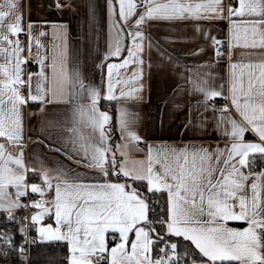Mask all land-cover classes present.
Masks as SVG:
<instances>
[{"label":"snow or ice","instance_id":"1","mask_svg":"<svg viewBox=\"0 0 264 264\" xmlns=\"http://www.w3.org/2000/svg\"><path fill=\"white\" fill-rule=\"evenodd\" d=\"M106 3L109 39L102 61L118 62L106 64L102 87L86 84L78 67H68L66 25L53 26L54 35L63 34V49L42 55L40 37L46 33L33 35L41 22L29 19L25 24L21 0L0 3V211L12 222L17 220L14 209L30 210L18 221L23 237L19 246L11 229L0 231V257L7 260L15 252L22 264L26 261L24 244L35 239L28 237L27 220L41 242L66 244V264H264V57L247 62L232 58L236 46L264 49V0ZM49 7L62 10L65 5L52 0ZM89 15H95L91 6ZM218 19L229 25V72L221 84H216L213 72L203 71L211 62L180 65L179 57L154 43L143 28L153 22H195L196 33L211 42L218 63L225 55L223 41L200 26L201 21ZM21 35L27 36L26 44ZM164 39L179 42L171 36ZM146 40L149 60L155 47L161 64L184 68L178 74L182 83L171 101L164 102L161 123L171 102L174 109L188 108L186 130L197 127L193 107L176 97L181 92L198 94L202 99L196 103V117L201 109L212 111L213 131L225 140L223 147L151 143L136 130V114L121 105L113 124V116L101 109L102 100L141 99L137 94L143 90L139 81ZM204 52L205 46H197L184 55L200 58ZM32 62L39 64V71L27 69ZM129 65H135L131 75L122 76L119 70ZM130 82L136 86L121 88L118 97L116 86ZM217 97L229 102L217 108ZM60 104L71 106L69 116L62 123H46L67 134L58 136L63 142L54 151L68 163L29 167L24 161L25 115L46 117L49 108ZM41 123L43 128L45 121ZM207 123L203 117L199 127L206 131ZM247 132L256 140L246 139ZM117 134L122 143H113ZM141 143L146 148L138 147ZM131 153H141L142 158ZM29 172L39 183L27 182ZM29 190L40 199L24 203L20 198ZM45 217L54 218V223ZM234 222L244 226H230Z\"/></svg>","mask_w":264,"mask_h":264},{"label":"crops","instance_id":"2","mask_svg":"<svg viewBox=\"0 0 264 264\" xmlns=\"http://www.w3.org/2000/svg\"><path fill=\"white\" fill-rule=\"evenodd\" d=\"M3 0H0L2 3ZM24 5L25 24L29 19L33 21H39L34 29L33 35L43 30L46 35L40 37L44 48L40 49L42 55L47 54L51 56L52 51L59 52L63 49L64 38L61 33L59 36L54 35L53 26L66 25L67 26V52H68V67H78L82 77L86 84H93L97 87L103 86L102 77L107 76V63H115L118 61L109 60L102 61L103 53L106 51L107 43L109 39V20L107 13L106 0H65V7L62 10H57L54 7H49L52 0H21ZM30 5V12H29ZM94 9V17L89 15V7ZM46 21L47 23H43ZM200 26L205 30H211V35L216 36L223 41V45L226 47L225 55L219 57V62L215 63L217 57L212 54L210 41H204L199 33L195 31V22L181 23L178 25H168L166 23H148L143 25L146 34H151L153 41L159 42V44L166 48L169 52H172L174 56L179 57L180 65L183 64H198L204 61L212 63L210 69H204L203 71H211L214 73L216 84L225 83L228 78L229 72V59L227 56L228 45V32L229 25L227 20H214L212 22L201 21ZM171 36L178 38L179 42L171 43L165 40V37ZM20 39L26 44L27 36L21 35ZM59 46V47H57ZM197 46H205V52L200 58L185 57V53L189 50H195ZM233 60H243L247 62L251 60H259L264 57V49L260 48H244L242 46H236L233 48ZM37 49L33 44L32 53L35 56ZM145 62L143 64V76L139 81L143 84V90L137 95L141 99H129L125 101L121 98L118 102L112 101L114 104V112L107 110L110 115L115 117L119 106L125 107L130 113L136 114V130L149 142L159 144L161 142L170 145H184L191 143H209L213 146L219 143L221 147L224 146L225 140L221 136L213 131V113L211 110L204 112L201 109L200 117H196L195 106L198 100L202 97L198 94L187 95L184 92L179 93L176 97L177 102L180 104H186L193 107V115L196 120L197 127L186 130L184 127L185 117L187 115L188 108L184 107L181 110L174 109L171 102H169L167 109L165 110L163 124L161 123L160 113L164 109L165 100L171 101L173 90L178 83H182L179 79V73L184 72L182 66H178L173 69L167 63L161 64L159 55L153 48L151 59L149 60L147 50V40L145 41ZM48 62H51L50 60ZM104 64V67L99 65ZM151 63V67L149 64ZM27 69L32 72L39 71V64L36 62L29 63ZM135 65H129L127 69H120V74L130 76ZM47 71V69H46ZM113 78H116L114 70ZM137 82H130L129 85H117L115 93L119 97L121 88L125 91L129 87L136 86ZM227 94V93H225ZM215 101H224L223 97H217ZM70 105L60 104L55 107L49 108L46 117H29L25 115V141L26 147L24 148V161L29 167H40V163L43 162L48 167H53L57 162L67 164L68 162L64 157L54 151L56 147H59L63 141L58 140V136H65L66 133L59 131L54 127H49L46 121H55L62 123L70 113ZM102 110H106L101 108ZM35 111V106L32 108ZM203 117L208 118L207 130L205 131L199 127L200 119ZM41 121H45L42 128ZM43 129H47L44 131ZM49 135L51 139H45V136ZM117 139L114 143H122L117 134ZM246 139L256 140L255 134L247 132L245 134ZM140 148H146V145L139 144ZM10 151L15 152V148L10 147ZM133 158H142L141 153H131ZM74 167V166H73ZM82 171V169H81ZM28 183H39L38 179L32 178V173L29 172L26 177ZM9 191L13 194L15 189L11 186ZM30 193V190H29ZM38 195L39 194H35ZM50 198L48 195L45 199ZM45 220L49 223H54L53 219ZM231 223L232 227H242V223ZM34 230V236L37 241L41 242L38 235ZM64 243V242H63Z\"/></svg>","mask_w":264,"mask_h":264},{"label":"trees","instance_id":"3","mask_svg":"<svg viewBox=\"0 0 264 264\" xmlns=\"http://www.w3.org/2000/svg\"><path fill=\"white\" fill-rule=\"evenodd\" d=\"M100 107L106 110L114 112L113 102L101 101ZM113 124L114 117H113ZM117 136L114 137V141ZM241 225V223H238ZM31 232L34 234V230L30 227ZM67 248L66 244L63 242H39L35 241L29 246V258L28 262L25 261L23 264H66L67 258ZM0 264H22L19 254L13 252L7 260L0 257Z\"/></svg>","mask_w":264,"mask_h":264},{"label":"built area","instance_id":"4","mask_svg":"<svg viewBox=\"0 0 264 264\" xmlns=\"http://www.w3.org/2000/svg\"><path fill=\"white\" fill-rule=\"evenodd\" d=\"M60 3L61 4H65V0H60ZM225 49H226V47L223 45L222 50H225ZM225 103L226 102H224V101H215L214 102V104H215V106L217 108L223 106ZM254 170H258V168L254 169ZM20 199L24 203H28L30 200H33V199H40V196L29 193V195H27L25 197H21ZM13 212H14V215L17 217V220L12 221V222H6V213L3 212V211H0V231H8L9 229H11L12 233L15 236L14 243L17 246H19L21 241L23 240V237L20 235V233L18 231V229L20 227V224H19L18 221L22 217L29 216L30 215V210L27 209V208L14 209ZM24 223L29 225L28 237L29 238H35L34 234L31 232V229H30V227H31L30 222L26 220V221H24ZM35 241H36V238L32 242L24 244V248H25L24 256L26 257V261H25L26 263L28 262V258H29V246H30L31 243H33Z\"/></svg>","mask_w":264,"mask_h":264}]
</instances>
